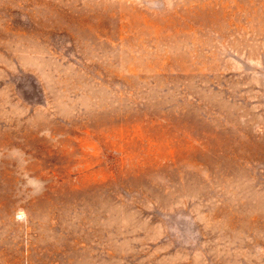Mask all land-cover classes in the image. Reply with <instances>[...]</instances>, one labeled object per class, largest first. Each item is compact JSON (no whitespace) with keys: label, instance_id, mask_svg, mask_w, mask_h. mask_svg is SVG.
Listing matches in <instances>:
<instances>
[{"label":"rangeland","instance_id":"374dc122","mask_svg":"<svg viewBox=\"0 0 264 264\" xmlns=\"http://www.w3.org/2000/svg\"><path fill=\"white\" fill-rule=\"evenodd\" d=\"M0 264H264V0H0Z\"/></svg>","mask_w":264,"mask_h":264}]
</instances>
